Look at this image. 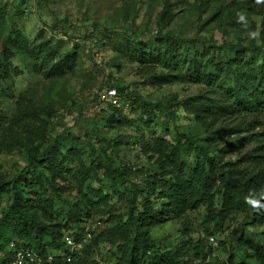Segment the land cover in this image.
Wrapping results in <instances>:
<instances>
[{
	"label": "rangeland",
	"instance_id": "rangeland-1",
	"mask_svg": "<svg viewBox=\"0 0 264 264\" xmlns=\"http://www.w3.org/2000/svg\"><path fill=\"white\" fill-rule=\"evenodd\" d=\"M41 5L36 0H0V34L7 35L14 27L36 54L28 56L26 64L14 56L11 66L17 70L11 67L5 78L0 67V171L6 179L12 184L13 174L25 165L23 143L39 142L40 129L45 128L52 143L58 139V159H65L55 181L58 189L50 184V172L43 166L22 187L26 200L47 214L46 222L83 237L90 231L78 248L79 258L96 264H147L157 248L158 255H167V264L174 263L173 255L179 264H264L260 256H264V207L251 200L248 212L225 213L222 195L215 192L209 196L214 205L209 214L207 202L196 203L193 190L191 201H174L178 207L159 214L151 224L152 256L142 255L143 249L133 256L129 243L133 235L126 228L128 204L117 190L125 186L116 182L114 187L104 172L108 157L115 168L124 160L134 168L149 165L158 157L151 148L158 138L171 156L178 131L191 133L202 145L211 130L219 134L226 125L235 127L234 116L218 121L201 115L205 101L199 103V98L217 96L211 92L213 82L220 88L232 87L250 77L264 85V13L244 8L231 18L236 10L231 0H41ZM63 19L71 24L68 34L54 24ZM94 23L115 31L87 35ZM160 33L171 34L179 44L178 39H188L190 50L179 48L173 58ZM144 51L151 54L149 60H144ZM159 52L167 53V60L155 58ZM239 56L243 69L226 67L229 59ZM173 77L181 80L163 82ZM114 96L121 104L113 105L121 110L113 118L108 103ZM19 101L27 104L23 120ZM144 102H150L146 109ZM213 119L216 125L210 126ZM31 128L36 132L30 133ZM93 131L105 141H95ZM243 135L239 132L227 142ZM251 146L213 151L230 161ZM200 151L196 146L180 152L184 174H192ZM171 168L162 170L164 179L173 180L166 173ZM12 196V191L1 194L0 217ZM137 207L144 210L142 200ZM2 229L13 244H22L9 228Z\"/></svg>",
	"mask_w": 264,
	"mask_h": 264
},
{
	"label": "trees",
	"instance_id": "trees-1",
	"mask_svg": "<svg viewBox=\"0 0 264 264\" xmlns=\"http://www.w3.org/2000/svg\"><path fill=\"white\" fill-rule=\"evenodd\" d=\"M38 7H41V0H36ZM233 7L236 9L231 18H235L242 12L244 8L251 13H264V0H231ZM57 27H60L65 33H69L68 19L55 21ZM114 32V28L103 27L94 23L92 31H87V35H93L96 32ZM122 34L130 38H136L132 33L123 30ZM160 37L166 39L168 53L173 58L178 57L177 50L185 48L190 50L188 39H178L179 43L173 42L169 33H160ZM181 44H183L181 46ZM0 67L3 69V77H7L10 73L11 59L16 56L21 58L26 64L28 56H35L27 44V38L14 27L11 28L7 35L0 34ZM151 54L144 51V60H149ZM162 55V56H161ZM157 59H165L167 53H157L154 55ZM197 57V52L193 53ZM49 64V63H48ZM48 64L45 66L48 71ZM215 67L224 69L223 64L214 63ZM226 67L244 68V59L242 56L226 62ZM57 69L58 64H53ZM15 71L17 70L16 67ZM181 80L180 77L173 79H163V82H175ZM217 82L211 83V92L217 96L201 95L199 103L205 101L201 105L200 114L207 117L208 120L212 117L222 118L226 120L234 116L235 121L238 119L235 127L229 129L220 128L219 134L217 131L211 130L205 137V142L202 145L198 144L196 138L189 132L178 131L176 143L171 145V156L166 155V149L162 147L163 139H156L155 144L151 147L158 153L155 159L149 165L140 168H134L125 160L122 161L120 167H114V160L110 157L107 159L105 174L109 177L114 187H118L116 182L125 186V189L120 191L119 197L125 199L128 204V219L126 228L132 231L133 237L130 240L131 254L134 256L141 249L142 255L150 258L153 254L151 247H154V242L150 234L151 224L155 222L160 214H169L178 207L181 202H189L192 200L191 191L197 193L195 202H207L209 214L214 213L213 202L209 201V196H214L216 192L222 195V204L224 212H243L246 213L251 208V200H257L258 206L264 207V85L261 87L254 83L249 77L245 83L239 82V85L232 87H218ZM217 86V88L215 87ZM18 111L21 114V120L26 119L27 104L24 101H19ZM95 104V102L93 103ZM149 103L144 102V109L148 108ZM109 105V115L117 117V113L121 110L120 107L113 105L111 101ZM2 119H0L1 122ZM121 120V119H120ZM205 121V120H204ZM216 125V119H213L211 126ZM27 128V124H24ZM24 128V129H25ZM30 129V133H35V130ZM32 130V131H31ZM26 131V129H25ZM245 133L239 137L238 141H229L233 135L237 133ZM40 141L27 144L24 142L25 153L27 156L25 165L20 171L13 174V182L6 179L5 173L0 171V197L4 191H12V201L5 205V210L0 217V264H13L15 260V251L18 249H33L43 259L49 255L55 254L54 260L51 263L45 264H96L95 261H89L87 257L81 259L78 257L79 251H71L65 245L64 233L72 232L76 240H82L83 233L78 234L70 229H64L57 224L46 222L47 214L38 208L34 207L26 200L25 192L22 187L23 182L31 177L36 178L41 172L42 166L46 168L50 175L47 177L54 189H58L55 184L56 178L61 175L64 168L65 159H58V139L52 143L49 140L47 129H40ZM92 138L97 142L105 141L99 137L94 131ZM20 137V136H19ZM75 143L80 142L79 137H72ZM226 142V144H225ZM252 146L245 151L239 158L235 160H224L219 153L213 151H222L230 147L231 151H241L246 145ZM109 145V143H108ZM45 146V147H44ZM196 146L201 147L200 156L193 168L191 175H186L183 155L181 151L190 152ZM72 150V149H71ZM187 154V153H185ZM168 159L170 161H168ZM41 164V165H40ZM171 166L166 173L173 175V180L163 178L162 170L165 167ZM147 191V194L145 192ZM155 199L151 200V197ZM168 198V201L163 202V198ZM143 201L144 210H138L137 203ZM159 201V202H157ZM174 201H177L178 204ZM156 202L159 204L156 206ZM159 210V211H158ZM9 228L11 233L15 234L17 239L21 240L22 244H13L12 238L7 236L8 231L2 229ZM59 251L65 252L63 255H57ZM158 249L154 250L152 260L147 264H167V255L164 253L158 255ZM66 254L72 255V260L66 259ZM264 257L263 255H260ZM167 257V258H166ZM173 264H179L175 259ZM264 260V259H263Z\"/></svg>",
	"mask_w": 264,
	"mask_h": 264
},
{
	"label": "built area",
	"instance_id": "built-area-1",
	"mask_svg": "<svg viewBox=\"0 0 264 264\" xmlns=\"http://www.w3.org/2000/svg\"><path fill=\"white\" fill-rule=\"evenodd\" d=\"M105 95H103V98ZM110 101L113 104L120 105L121 100L114 96L110 99ZM90 231H87V234L82 238H88L87 236H90ZM82 240H76L74 238V235L70 231H66L64 233V241L66 247H68L71 251L78 250L79 246H81ZM65 252L59 251L57 255H63ZM66 259L68 261L72 260L71 254H66ZM55 254L49 255L46 259H43L36 251L33 249H18L15 251V260L13 264H45V263H51L54 260ZM45 262V263H44Z\"/></svg>",
	"mask_w": 264,
	"mask_h": 264
}]
</instances>
